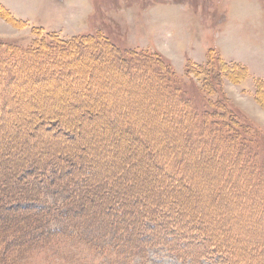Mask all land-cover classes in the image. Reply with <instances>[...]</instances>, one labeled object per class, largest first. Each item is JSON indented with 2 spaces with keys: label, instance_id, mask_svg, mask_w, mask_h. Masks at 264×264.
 <instances>
[{
  "label": "rangeland",
  "instance_id": "obj_1",
  "mask_svg": "<svg viewBox=\"0 0 264 264\" xmlns=\"http://www.w3.org/2000/svg\"><path fill=\"white\" fill-rule=\"evenodd\" d=\"M48 34L61 40L90 34L124 50L158 55L175 73L170 83L172 90L189 97L196 111L202 113L200 121L216 131L205 133L193 128L191 135L197 141L188 143L186 149L183 141L188 139L187 130L183 126L187 122L179 117L184 108L165 88L167 82L162 83L146 69L129 66L125 71L105 49L78 52L83 68L78 66V61L73 66L74 58L51 56L47 51L37 65L30 64L31 57L26 56L22 59L25 64L11 66L8 71L16 80L7 85L0 83V97L6 90H16L17 97L8 96L12 111L3 121H21L1 128L4 134L0 136V146L11 138L14 147L2 152L0 159L10 157L15 165L33 157L41 158L40 163L58 160L62 155L59 151L71 155L78 142L83 146L84 141H91L88 139L99 133H104L107 141L116 130L130 125L134 134L126 133L118 139L119 152L113 161L123 164L121 168L133 162L129 169L137 173L135 182L129 176L114 181L109 178L106 186L126 192V197H131L128 201H132V193L140 192L148 198L141 196L142 202L154 204L162 194L163 203L171 201L177 213L195 215V224L199 222L203 229L226 234L220 244H227L236 252L243 253L260 241L264 245V196H261L264 195V107L256 96L258 84L264 82V0H0V43L16 44L26 50ZM210 51L228 64L243 65L246 76L238 81L219 77L218 70L207 68ZM59 58L64 64L59 69L67 72L63 80L58 77V71L39 78L28 75L31 71L56 70ZM70 62L75 69L68 67ZM249 67L256 72H251ZM32 96L34 100H30ZM81 96L88 99L81 102ZM38 106L42 108L38 111L45 113H54L62 106L77 107L80 113L70 111L64 119L78 123L79 130L89 124L95 129L82 137L77 135L74 143L64 145L68 143L55 139L43 128L33 131L21 118ZM102 106L107 110L106 117L118 118L114 125L98 117ZM225 111H234L238 119ZM29 115L33 121L37 118L35 113ZM230 117L237 124L234 135L241 138V146L246 147L249 157L235 156L223 147L225 141L218 137L231 134ZM135 135L144 142H138ZM157 150L180 159L177 176L193 190L185 192L175 181L168 182L169 178L160 175L158 169L157 173L154 171L152 163ZM143 152L146 155L142 157ZM201 152L207 160L200 162ZM249 159L255 167L248 164ZM4 167L0 173L8 172L14 165ZM111 170L115 174L119 169ZM41 188V202H28L33 210L48 208L66 196L59 185L42 184ZM173 193L183 195L173 201ZM76 233L70 238L50 237L53 242L48 249L33 248L26 254L17 253L16 263L191 264L162 246L149 247L144 259L134 254L120 255L123 251L117 242L113 243L115 233L100 225ZM111 240L116 245L111 252L102 247L93 249L86 242L105 245ZM239 259L244 264H254L255 259L256 264H264V258L253 250L241 254Z\"/></svg>",
  "mask_w": 264,
  "mask_h": 264
},
{
  "label": "trees",
  "instance_id": "obj_2",
  "mask_svg": "<svg viewBox=\"0 0 264 264\" xmlns=\"http://www.w3.org/2000/svg\"><path fill=\"white\" fill-rule=\"evenodd\" d=\"M102 49L113 55V60L120 64L125 71L129 66H133L136 69H146L145 71L152 72L162 83L166 84L167 82L169 84L165 88L170 94L175 96L178 104L184 108L179 112V117L182 116L187 122L183 126L187 130L186 137L188 139L183 141V146L186 149L188 143L191 144L194 141L196 143L197 141L191 135L193 128L200 129L205 133L216 131L210 129L205 122L200 121L202 113L196 111L189 97L187 98L181 91L172 90L174 88H172L170 83L174 80L175 73L170 64L158 55L124 50L107 39L102 40L90 34L70 40H61L56 35L48 34L35 40L33 45L26 50L16 44L0 43V83L7 85L16 80L8 69L11 66H18L26 56L31 57L30 64L37 65L44 58L45 52L48 51L51 56L58 54L63 59L74 58L71 59L75 61L73 66H77L78 61L80 63L78 66L82 65L83 68L85 65L78 59V55L81 54L77 53L85 50L99 52ZM59 61H56V70L39 71L37 72L38 75L36 71H31L28 75L39 78L43 75H45L43 77H46L47 74L49 76L58 71V77L63 80L67 72L59 69L61 65H64L62 59L59 58ZM207 61V68H213L214 71L218 70L221 75L219 77H229L234 81H238L246 76V69L243 65L240 63H234L235 65L228 64L222 61L220 55L214 51L208 53ZM73 66L72 62L68 64V67L75 69ZM76 91L78 92V90ZM15 92L16 90L1 92L0 136H3L4 133L1 128H4L6 124L12 123L14 126L19 122L21 123V121L16 120H13V122L3 121L5 116L12 111L8 96L10 95L9 98H17ZM256 96L260 105L264 107V82L262 81L258 84ZM32 98L34 100L33 96L30 97V100ZM80 99L82 102V100L86 101L88 98L81 96ZM92 107L93 109L91 107L90 109L94 111L95 107ZM40 108L41 106L32 107L28 114L26 113V118L24 116H21V118L26 120L25 123L33 131L43 128L45 132H48L55 139L58 138L68 143L64 145L74 143L77 135L82 137L83 134L95 129L94 125L89 124L79 130L77 129L78 123L64 119V115L71 113L70 111L78 110L77 112L80 113V109H77V107L62 106L54 113L40 112L38 111ZM98 110L101 112V116H98L101 121H109L108 124L110 125H114V122L118 121V118L110 117L109 119V117H106L107 110L104 106L99 107ZM30 112L37 115L34 121L32 116L29 115ZM206 113L210 115L208 111ZM224 113L236 116L234 111H225ZM123 117L125 118V116ZM234 119L229 118L231 134L227 136L219 135L218 137L225 141L223 147L225 146L232 154L241 158L242 154L247 156L248 153L246 147L241 146V138L234 135L237 133L235 131L237 124ZM126 133L134 134L130 125H124L121 129L116 130L112 136L109 135L107 141L103 137L104 133H99L97 136L94 135L92 139H88L91 141H84L85 145L83 146L79 145L78 142L76 149H73V153L68 156L63 155L62 151H59L61 150L60 148L58 151L62 155L60 156L59 154L60 158L58 160L53 159L40 163L41 158L38 157L36 159L33 157L29 160L27 159L28 161L17 162L15 165L13 163L15 160L10 157L0 159V172L2 168H5V165H14L8 172L0 173L2 182L0 184V264H17V253L26 254L28 250L33 248L48 249L53 242L50 237L62 235L65 238H70L86 227L98 225L115 233L113 243L117 242V246H120L123 251L119 254L123 256L134 254L144 259L149 247L162 246L179 259L188 260L191 264H244L239 258H241V254L246 255V252L251 250L256 251L259 257L264 258V245L261 241L251 245L252 247L243 253L234 251L227 244L221 245L220 241L226 234L219 235L209 229H203L199 222L195 224V215H185L183 213L184 216L182 213H177V209L171 201L163 203L162 194L159 195L154 204H150L147 201L142 202V194H139L140 192L134 195L132 193L131 196L134 197H132V201H128L131 197L127 198L126 192L121 193V190L118 189L114 191L112 190L114 187L106 186V179L109 178L114 181V179L129 176L135 182L133 178L137 173L131 168L129 169L130 166L134 165L132 164L133 162L128 163L125 168L121 164V166L123 165L121 168L120 165L113 161L119 152L116 143ZM135 136L138 142H144L142 137ZM15 138L16 140L19 139V137ZM12 141L10 138L8 143L0 146V155H2V152L10 151L14 147L11 144ZM95 142L100 143V145L95 144ZM201 144L203 145V143ZM241 147H244V151ZM202 152L199 153L198 159L200 162L207 160ZM145 155L146 152H143L141 156ZM155 155V160L152 163L155 172L158 169L157 172L160 175L169 178L168 182L175 181L181 185L185 192L193 190L189 183H184L177 176V166L180 163V159L169 157L160 153L159 150L155 152ZM251 162L252 160L249 159L248 164L255 167L256 164L254 163L253 165ZM186 165L188 166V164ZM114 167L119 170L112 174L111 169ZM42 184L59 185V188H63L66 192V196L62 200H57L48 208L33 210L32 207L28 206V202H41L43 199ZM139 185L142 186V184ZM106 187L108 190H104ZM182 195L181 193H173L171 199L174 201V199L182 197ZM261 196L263 197L264 195ZM142 197L146 200L148 199L146 196ZM128 202H134V204L130 205ZM170 217L174 220H169ZM86 242L93 249L102 247L110 252L111 248L113 250V247L116 246L112 244V240L105 245H99L95 241ZM256 262L257 259L253 260L254 264Z\"/></svg>",
  "mask_w": 264,
  "mask_h": 264
},
{
  "label": "crops",
  "instance_id": "obj_3",
  "mask_svg": "<svg viewBox=\"0 0 264 264\" xmlns=\"http://www.w3.org/2000/svg\"><path fill=\"white\" fill-rule=\"evenodd\" d=\"M241 62H242V63H247V62H245V61H243V60H241ZM249 69H250L251 72H252V71L256 72L255 70L251 69V67H249ZM260 77H262V76H260ZM260 108L263 109L261 106H260Z\"/></svg>",
  "mask_w": 264,
  "mask_h": 264
}]
</instances>
